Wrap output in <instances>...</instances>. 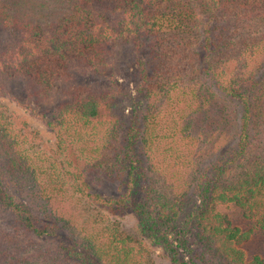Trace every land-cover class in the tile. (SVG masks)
<instances>
[{
    "label": "trees",
    "instance_id": "16d2710c",
    "mask_svg": "<svg viewBox=\"0 0 264 264\" xmlns=\"http://www.w3.org/2000/svg\"><path fill=\"white\" fill-rule=\"evenodd\" d=\"M0 32V92L15 80L53 102L55 141L33 152L0 110V264H149L152 247L172 264H264L219 210L234 203L264 232V0H0ZM128 45L143 105L125 116L116 84L94 77ZM90 177L122 191L104 198ZM82 199L114 222L131 211L135 234L77 222L66 206Z\"/></svg>",
    "mask_w": 264,
    "mask_h": 264
},
{
    "label": "rangeland",
    "instance_id": "374dc122",
    "mask_svg": "<svg viewBox=\"0 0 264 264\" xmlns=\"http://www.w3.org/2000/svg\"><path fill=\"white\" fill-rule=\"evenodd\" d=\"M5 33L0 32V41L5 38ZM139 55L148 60V63H151L150 59L147 56H144L143 52H140ZM119 61V62H118ZM93 78V77H92ZM91 78V80H92ZM97 82L100 85L111 86L116 84L115 91L117 92L118 97V112L122 113L125 116H128L133 107H141L143 105V98L138 91V86L141 81V72L138 66V61L134 57V53L131 50V46H124L121 48V55L117 58L115 63L106 71V76L103 78H97ZM93 78V79H94ZM112 87V86H111ZM228 101V100H227ZM225 103V102H224ZM227 104L236 109L232 103L227 102ZM53 108V102H42L37 103L33 98H31L20 81L8 80L3 85L2 91L0 92V110L2 114L6 117L7 121H10L16 127L24 133V136H27L26 139L28 142L27 146L33 152L41 151L42 155H48L51 157L52 149L55 148L54 136L46 125L44 118L50 114ZM234 115L236 116L234 119L233 125V134L238 131L239 127V109L235 111ZM264 126L261 122H256L255 131L256 136L260 135V131H262ZM233 141L232 136L227 135L224 138L223 145L227 146L230 142ZM112 155V154H111ZM212 154L210 152H206L202 160L204 162L210 159ZM195 171V168L189 170V176L192 175ZM89 184L93 191L98 192L104 198L116 197L121 193V189L119 187V183L114 179H103V180H95L94 177H90ZM14 194L23 199L21 192L19 193L16 188L12 189ZM92 206L88 204L84 199L80 201L76 206L67 205L66 208L69 210L70 216H74L77 222H85L87 224V214L84 215L81 212L87 211L90 212L92 216L103 217L106 220L102 224L103 227L111 228L112 231H115V225L117 228L124 230L128 234H135V229L137 226V218L131 211L124 212L121 216H119L114 222V218L109 217L106 213L107 211L103 209H90ZM219 210L227 216L229 221L234 225L240 228L242 231L250 230L249 238L243 244V248L246 252L247 257H252L255 254L260 255L264 259V232L258 228H254L252 222L247 219L242 210L235 205L234 203L228 205H221ZM11 215L9 214L7 217V222L9 224L12 223ZM86 218V220L84 219ZM79 219V221H78ZM85 220V221H84ZM1 222H5L3 219ZM101 224V225H102ZM7 223L4 224L5 227ZM88 225V224H87ZM105 227V228H106ZM194 233V232H193ZM24 237V234H23ZM190 240L194 241L193 234L189 235ZM30 243L31 247L39 246L36 244L37 242H32L31 240H27ZM45 247V243L42 242ZM193 247L196 248V244H193ZM36 248L33 247L32 250ZM150 260L149 264H172L167 256L164 255L161 248L152 247L151 248ZM184 257L187 259V253H182ZM217 259H212L209 257L205 258V261L202 264H215ZM33 264H39L37 261ZM42 264H46L43 262Z\"/></svg>",
    "mask_w": 264,
    "mask_h": 264
}]
</instances>
